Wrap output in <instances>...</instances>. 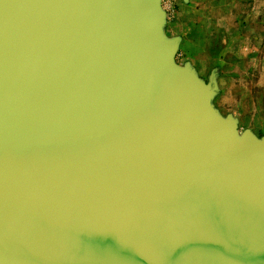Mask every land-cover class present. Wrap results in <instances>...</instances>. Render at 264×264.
Wrapping results in <instances>:
<instances>
[{"label":"water","instance_id":"water-1","mask_svg":"<svg viewBox=\"0 0 264 264\" xmlns=\"http://www.w3.org/2000/svg\"><path fill=\"white\" fill-rule=\"evenodd\" d=\"M167 18L0 0V264H264V135Z\"/></svg>","mask_w":264,"mask_h":264},{"label":"crops","instance_id":"crops-1","mask_svg":"<svg viewBox=\"0 0 264 264\" xmlns=\"http://www.w3.org/2000/svg\"><path fill=\"white\" fill-rule=\"evenodd\" d=\"M175 4L165 32L180 39L178 63H190L204 80L215 71L214 104L219 112L236 117L240 130L264 135V0H175ZM243 65L249 69L246 75L237 73Z\"/></svg>","mask_w":264,"mask_h":264},{"label":"rangeland","instance_id":"rangeland-1","mask_svg":"<svg viewBox=\"0 0 264 264\" xmlns=\"http://www.w3.org/2000/svg\"><path fill=\"white\" fill-rule=\"evenodd\" d=\"M239 5L241 6V8L246 6L245 3H243V5L242 4H239ZM163 6L165 7L167 11V16L169 17V19L173 18L177 10V5L175 4V0H163ZM240 6L238 9H241ZM176 60L177 62H181L182 61L181 55H177ZM237 71H238L237 73H239L240 75L241 74L246 75V71H249V69H247V67L243 65V67L237 68Z\"/></svg>","mask_w":264,"mask_h":264},{"label":"built area","instance_id":"built-area-1","mask_svg":"<svg viewBox=\"0 0 264 264\" xmlns=\"http://www.w3.org/2000/svg\"><path fill=\"white\" fill-rule=\"evenodd\" d=\"M164 7V6H163ZM165 8V7H164ZM166 10V9H165Z\"/></svg>","mask_w":264,"mask_h":264}]
</instances>
